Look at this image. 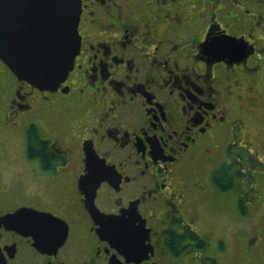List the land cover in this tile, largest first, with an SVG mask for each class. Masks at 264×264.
I'll use <instances>...</instances> for the list:
<instances>
[{
    "label": "flooded vegetation",
    "instance_id": "1",
    "mask_svg": "<svg viewBox=\"0 0 264 264\" xmlns=\"http://www.w3.org/2000/svg\"><path fill=\"white\" fill-rule=\"evenodd\" d=\"M79 2L64 80L0 59V264H264V0Z\"/></svg>",
    "mask_w": 264,
    "mask_h": 264
},
{
    "label": "water",
    "instance_id": "2",
    "mask_svg": "<svg viewBox=\"0 0 264 264\" xmlns=\"http://www.w3.org/2000/svg\"><path fill=\"white\" fill-rule=\"evenodd\" d=\"M80 12L79 0H0V59L20 81L41 89L57 85L72 70L80 48ZM240 45L226 36L210 47L225 54L239 52ZM27 220L39 242L43 226L52 228L59 221L65 229L59 240L67 232L62 220L34 210L21 208L7 216L10 224L24 230Z\"/></svg>",
    "mask_w": 264,
    "mask_h": 264
},
{
    "label": "rangeland",
    "instance_id": "3",
    "mask_svg": "<svg viewBox=\"0 0 264 264\" xmlns=\"http://www.w3.org/2000/svg\"><path fill=\"white\" fill-rule=\"evenodd\" d=\"M4 138V136L0 133V141ZM1 149V145H0ZM26 176L27 173L23 169H17L16 171H11L3 168V163L0 162V184L5 185L11 190H15L16 192L24 191L26 188ZM263 230H264V221Z\"/></svg>",
    "mask_w": 264,
    "mask_h": 264
}]
</instances>
